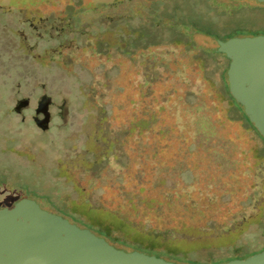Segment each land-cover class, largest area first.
I'll list each match as a JSON object with an SVG mask.
<instances>
[{
    "label": "rangeland",
    "instance_id": "374dc122",
    "mask_svg": "<svg viewBox=\"0 0 264 264\" xmlns=\"http://www.w3.org/2000/svg\"><path fill=\"white\" fill-rule=\"evenodd\" d=\"M163 1L169 0H0V209L31 199L61 216L63 208L51 199L59 192L69 206L77 200V206L113 214L181 252L203 248L191 258L226 254L204 248L231 240L235 234L221 231L247 219L241 203L249 178L238 171L233 183L222 172L212 149L199 147L194 121L206 117L212 143L228 141L227 151L238 159L251 143L227 118L217 65L205 58L201 69L198 59L171 44L178 31L155 27L149 13L168 7ZM190 2L212 35L194 33L197 45L264 35V3ZM151 51L162 60L154 83ZM166 94L167 110L151 125L152 100ZM42 98L49 101L46 129L36 123L43 119L37 112ZM140 119L150 121L145 130L133 127ZM166 126L172 131L162 137L158 130ZM114 138L117 160L110 156L88 170L81 163L70 168L68 181L57 177L62 161H75L85 146L93 159ZM189 169L218 182L195 185ZM238 243L256 247L264 236L253 226ZM134 251L181 263L145 247Z\"/></svg>",
    "mask_w": 264,
    "mask_h": 264
},
{
    "label": "trees",
    "instance_id": "16d2710c",
    "mask_svg": "<svg viewBox=\"0 0 264 264\" xmlns=\"http://www.w3.org/2000/svg\"><path fill=\"white\" fill-rule=\"evenodd\" d=\"M182 1H185L186 3L179 4V0H169L168 2L163 1L168 7L156 9L153 13L151 10L149 14L152 15V21H154L155 27L165 26L174 31H178L179 38L171 44L176 47L181 46L187 55L198 59L199 67L201 69H205L206 67L205 58L211 59L212 62L217 65L219 69L217 94L221 103L224 105L227 118L239 123L242 132L251 143L247 149L241 151V159H238L239 156L237 157L235 154H231L227 151L228 149L226 147L228 141L223 140L217 141V144L212 143L213 133L210 122L206 117L198 116L199 118H196L194 121L196 126L195 133L200 138V143H198L199 147H202L204 150L212 149L215 159L214 161L221 167L222 172H224L233 183H236L239 179L238 171L249 178L247 194L245 200L241 203L243 207L249 211L247 219L243 218L241 224H235L234 227L230 229L226 228L221 231L220 234L224 236L235 234L231 240L229 239L230 241L222 242L214 248H204V250H224L226 254L220 257L210 256L204 259L191 258L189 255L192 252L194 253L203 248L181 252L178 249L169 246V243H166V241L157 234H140L134 231L124 220H120L113 214L97 212L87 204L82 207L77 206L75 205L77 200H72L73 203L69 206L67 203L63 202L59 192L51 199H53L52 201L55 203L58 202V206L65 209L64 211H62L63 209L59 210V213L63 218L65 217L69 222L76 224L79 227L81 226V228L95 232V235L105 239L109 244L118 249L134 251V249L145 247L185 264H219L234 259H244L264 250V244L250 247L238 243L242 235L253 226H256L259 232L264 236V139L254 128L252 123L249 122L242 107L229 93L227 79H225L226 73L225 70L223 71L224 66L222 67L223 63L227 60L226 57L221 53H217L212 48L197 45L193 40V34L197 32L209 38L212 36L204 27V23L202 22L204 17L196 10H193L190 2L191 0ZM178 16L183 17L182 22L179 24H177L175 20ZM183 19L188 21L184 22ZM153 53L154 52L151 51V54L153 55L151 63V83L156 82L159 78L158 67L161 60L159 55ZM168 96L169 95L167 94L160 97L156 96L152 100V106L155 110L153 111L151 109V125L161 120V115L167 110L166 107L170 103ZM200 109V106H197L194 110L200 111ZM149 123L150 121L147 119H140L133 124V127L145 130V128L149 126ZM172 127L173 126H171V129L168 126L163 127L158 130V133L163 137L165 134H168L169 131H172ZM140 132L142 133V131ZM117 143L118 138L106 140L102 144L103 152L99 156L94 153L93 159L87 157L89 154H92L93 151L89 146H85L82 149L83 153L78 156L75 161L66 160L61 162V165L57 167V177H59L60 180L65 179V181H68L70 168L82 166L81 163L84 165L83 167H86L88 170L89 168L93 169L99 161L108 160V157L110 156H114L117 160L118 156L115 153ZM219 144H221L219 147L220 150H215V147L219 146ZM187 171L190 172V169ZM189 174H191V176L187 179H191V182L195 185L199 184L200 186L206 184V187H208L210 184L218 182V178L217 180L209 178L204 170L196 175H192V171ZM228 196L229 194H227V197ZM193 203L194 200L191 201V205H193ZM12 206L13 204L10 207ZM133 206L136 208L135 205Z\"/></svg>",
    "mask_w": 264,
    "mask_h": 264
},
{
    "label": "water",
    "instance_id": "95a60500",
    "mask_svg": "<svg viewBox=\"0 0 264 264\" xmlns=\"http://www.w3.org/2000/svg\"><path fill=\"white\" fill-rule=\"evenodd\" d=\"M255 5L264 0H229ZM229 61L226 79L231 97L264 139V35L212 40ZM24 102L23 105H26ZM49 101L42 98L36 123L46 129ZM0 264H176L137 251H124L91 231L43 210L31 199L0 209ZM219 264H264V250Z\"/></svg>",
    "mask_w": 264,
    "mask_h": 264
},
{
    "label": "flooded vegetation",
    "instance_id": "af4514ba",
    "mask_svg": "<svg viewBox=\"0 0 264 264\" xmlns=\"http://www.w3.org/2000/svg\"><path fill=\"white\" fill-rule=\"evenodd\" d=\"M42 115V118L44 117V115L43 114H41Z\"/></svg>",
    "mask_w": 264,
    "mask_h": 264
}]
</instances>
